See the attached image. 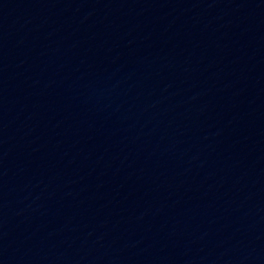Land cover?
<instances>
[{"label": "water", "instance_id": "obj_1", "mask_svg": "<svg viewBox=\"0 0 264 264\" xmlns=\"http://www.w3.org/2000/svg\"><path fill=\"white\" fill-rule=\"evenodd\" d=\"M0 264H264V0H0Z\"/></svg>", "mask_w": 264, "mask_h": 264}]
</instances>
